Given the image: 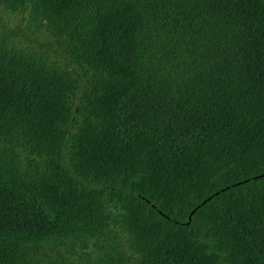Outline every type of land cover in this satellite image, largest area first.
Instances as JSON below:
<instances>
[{"label": "trees", "instance_id": "trees-1", "mask_svg": "<svg viewBox=\"0 0 264 264\" xmlns=\"http://www.w3.org/2000/svg\"><path fill=\"white\" fill-rule=\"evenodd\" d=\"M74 237L264 264V0H0V264Z\"/></svg>", "mask_w": 264, "mask_h": 264}, {"label": "clouds", "instance_id": "clouds-1", "mask_svg": "<svg viewBox=\"0 0 264 264\" xmlns=\"http://www.w3.org/2000/svg\"><path fill=\"white\" fill-rule=\"evenodd\" d=\"M230 55L241 56L244 55V51L243 50L234 51L231 52ZM74 238L75 239H73L68 243V247L66 246L65 255L68 256L69 261L72 264H81L83 262L82 256L84 255V253L89 252V248L83 240L79 239V237H74ZM79 247H82V251L79 250ZM119 252L121 254V251Z\"/></svg>", "mask_w": 264, "mask_h": 264}, {"label": "rangeland", "instance_id": "rangeland-1", "mask_svg": "<svg viewBox=\"0 0 264 264\" xmlns=\"http://www.w3.org/2000/svg\"><path fill=\"white\" fill-rule=\"evenodd\" d=\"M79 250L82 251V247H79ZM125 251L128 252V248H126Z\"/></svg>", "mask_w": 264, "mask_h": 264}, {"label": "water", "instance_id": "water-1", "mask_svg": "<svg viewBox=\"0 0 264 264\" xmlns=\"http://www.w3.org/2000/svg\"><path fill=\"white\" fill-rule=\"evenodd\" d=\"M210 198V197H209ZM195 210V209H194ZM194 210L193 211H191V214L194 212ZM189 218H190V216H189Z\"/></svg>", "mask_w": 264, "mask_h": 264}]
</instances>
